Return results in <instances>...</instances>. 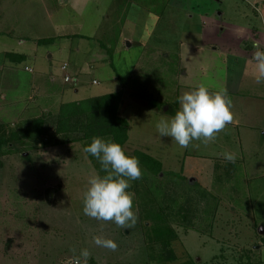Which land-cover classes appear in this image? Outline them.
I'll list each match as a JSON object with an SVG mask.
<instances>
[{"label": "rangeland", "instance_id": "rangeland-1", "mask_svg": "<svg viewBox=\"0 0 264 264\" xmlns=\"http://www.w3.org/2000/svg\"><path fill=\"white\" fill-rule=\"evenodd\" d=\"M248 1L88 0L81 15L64 4L68 17L62 16V5L49 1L46 18L43 0H0V105L11 109L0 110V134L14 137L40 115L57 114L64 103L121 92L120 112L130 123L125 154L145 151L163 164V173L183 176L158 178L167 196L178 197V205L192 195L190 206L185 205L192 213L169 216L163 230L153 229L163 234L170 225L177 233L178 240L166 247L149 241L150 229L143 227L151 224L145 219L151 210L166 203L162 197L148 198L149 185L139 180L135 190H127L136 215L131 229L89 218L82 211L83 194L91 176L104 175L101 167L93 164L82 144L54 146L55 135L32 136L25 128L13 144L2 146L0 155V264H72L81 249L89 252L87 262L93 258L97 264H264V100L254 98L264 95V87L255 74L248 68L251 72L242 78L243 92L253 97L229 99L233 120L214 140H194L181 148L155 129L162 116L171 117L179 109L174 104L176 90L164 89L163 81L179 82L180 95L189 83L206 85L210 92L225 90L227 49L221 47L222 37L214 35V45L205 42L206 49L192 48L187 42L192 38L188 14L208 13L213 27L237 22L239 7L253 11L251 5L258 1L264 19V0ZM148 12L147 27L134 33ZM251 17L264 33L261 19ZM13 29L15 36L9 38ZM67 33L72 36L63 37ZM133 33L137 43L131 49L128 39ZM149 34L153 38L148 43L161 44L162 52L141 47ZM48 36L49 43L41 46L29 41L19 47L16 40ZM255 37L242 39L239 49L257 50ZM2 44L18 48L27 59L10 70L4 65ZM214 48L221 50L215 53ZM240 78L241 72L240 77L230 72L232 88ZM163 102L170 106L168 111ZM224 153L234 160L226 161ZM191 179L197 187L190 189ZM212 197L216 210L211 216L205 202ZM163 210L172 213L168 207ZM93 236L114 241L116 249L96 246ZM169 251L176 256L166 261Z\"/></svg>", "mask_w": 264, "mask_h": 264}, {"label": "clouds", "instance_id": "clouds-1", "mask_svg": "<svg viewBox=\"0 0 264 264\" xmlns=\"http://www.w3.org/2000/svg\"><path fill=\"white\" fill-rule=\"evenodd\" d=\"M253 47H257L255 44ZM255 79L264 81V50L254 52ZM224 89L210 92L204 85L177 97L179 109L171 117L161 119L155 124L156 132L161 137H170L181 148H186L191 141L200 140L208 143L215 139V134L233 120L230 111L231 101ZM83 151L95 157L104 175H93L88 180V187L83 194V214L97 221H111L117 227L131 228L136 223L132 195L127 191L130 181L138 180L142 175L139 161L126 155L122 146L101 137H92ZM226 161H233L234 156L224 153ZM93 243L102 248L115 250L117 245L110 239L93 236ZM89 252L81 249L79 256L72 257V264H86Z\"/></svg>", "mask_w": 264, "mask_h": 264}, {"label": "trees", "instance_id": "trees-1", "mask_svg": "<svg viewBox=\"0 0 264 264\" xmlns=\"http://www.w3.org/2000/svg\"><path fill=\"white\" fill-rule=\"evenodd\" d=\"M42 42H46V39H43L41 43ZM18 58V61H22L26 58V56L23 54H18ZM121 96L122 93L117 92L103 96L92 97L90 99L80 100L77 102L64 103L60 107V110L57 114H42L40 115V117L33 119L30 122V125L25 128H28V130L33 131L32 136L35 135L41 137L45 135L49 136V134L55 135V141L52 143L54 146L80 143L83 145V147H85L91 142L92 137H101L105 140H111L112 142L120 144L124 150V146L129 138V122L125 117L121 115L120 112L122 103ZM133 96L137 95L133 94ZM3 127L4 126H0V128ZM23 129L17 132L18 135L13 134L14 137L10 136L9 139L7 138L6 134H0V155L2 154V146L4 144L9 145L13 142L14 138L21 136ZM88 155L90 156L95 166H100V164H98L99 162L96 163L97 159L95 157L91 156L90 154ZM127 155L133 156L139 161L142 170V175L138 180L142 184L145 183L149 185V190L147 189L148 198L150 196V198H153L154 201H157L159 198L162 197L164 199L163 202L166 203L165 206L159 204L158 207H154L151 210V219L145 217L148 222L150 221V226L147 224H143L144 228H146L147 230L150 229L151 236H149V241H151L152 243L160 242L161 245L166 247L170 245L173 241L178 240L179 237L177 233H173L174 231L172 230L170 225H166L165 230L167 231L163 234H161V232H156L155 234L153 233V229L163 230L165 220L169 216L179 214L185 217L190 214V212L192 213V211H188V207L185 208V205L190 206V200L192 199V195L188 193L185 205H178V197L167 196L166 192L163 190L164 187L162 186L163 183L161 182V179H158L160 173H163V166L159 160L154 158L149 153L141 150H134L132 153ZM1 166L2 165L0 163V167ZM102 173L105 174L104 172ZM163 174L174 179L180 177L183 178V176L176 175L173 172L167 171ZM136 181L137 180L129 182L130 187L127 189L128 191L135 190V186L137 185ZM175 184L177 185L176 182ZM192 186L197 187L195 184H191L189 185L190 189L193 188ZM198 192L202 197L205 196V193L203 191L199 190ZM213 200L214 199L212 197V200H209L208 198V200L205 202V204H207V211H205L207 214H214L216 210V205H212ZM165 207L171 209L172 213L166 214L163 210ZM177 209L179 210L178 213ZM184 210H187V213L184 214V212H182ZM160 214L162 216H160ZM143 221L144 220H142L141 222ZM175 256L176 255L174 251H169L165 260L170 261ZM160 257L161 254L159 255V258ZM246 263L249 264L251 263V261L249 263ZM86 264H97V262L95 259L90 258L89 262H87Z\"/></svg>", "mask_w": 264, "mask_h": 264}, {"label": "crops", "instance_id": "crops-1", "mask_svg": "<svg viewBox=\"0 0 264 264\" xmlns=\"http://www.w3.org/2000/svg\"><path fill=\"white\" fill-rule=\"evenodd\" d=\"M49 1L54 6H56L57 4L62 5V9L64 10L62 12V16L68 17L66 14V8L64 7L65 6L64 4L69 5V7L71 8L74 15H81L83 12V6L82 5H84L85 1L87 2L88 0H75V5L73 3L71 5L72 0H43V2H42L43 9L44 8L48 9V12L44 11L46 18H48V16H50L49 15ZM257 2L258 1H255V4L254 5L252 4L253 6L251 5V7L254 9L253 11L250 8L248 9V8L239 7L241 12L235 18V19H237V22H231L230 21L228 23H222L221 25L215 24V25H213V27L211 26L212 16L209 15L208 13H206V12L200 13V12L195 11V12H191V14H188V17L190 16L189 18H191V20H192V22L188 23V26L190 27V30L188 31V33L192 34V38H191V40H189L187 42L189 43V45L192 46V48L206 49L205 42L210 43L212 46L214 45V43L212 42V37L214 35L218 34L222 37L221 47L227 49V50H225V51H227L226 55H225L226 62H227V81L225 83V91L227 93L231 94L229 96V98L226 97L228 100L232 97L235 98V96H237L239 98L240 95L245 96V98L253 97V96L248 95V94L243 92L242 78L244 76L247 77V74L250 73L251 71L255 74V62L252 60V57L254 55V52L257 51L258 49L264 50V38H262V35L264 37V33H261L259 31L260 28L258 26V23H255L253 18L251 17L254 14L255 18H257V19L260 18L262 21L263 27H264V19L262 18V12L260 11V8H258ZM219 16H221V14ZM51 18H52V16H51ZM149 18H150V13L148 12V15L145 16L141 25L137 26V30H135L134 33H142L144 31V29L147 27V21L149 20ZM65 20L67 22L70 21L68 19H65ZM159 21H160V19H156L155 27L158 26ZM216 30L218 32H216ZM150 32H151V30H150ZM8 33H9L8 35L10 36V37L8 36L9 38H14L13 35L15 36L16 30L15 29L10 30V31H8ZM134 33L131 36H129V39H128V41H129L128 44H130L129 48H131V49H133L135 47V46L133 47V45L137 43V36H135ZM256 34H258V37L257 36L255 37ZM71 36H72V34H69V33L63 35V37H66V38H70ZM224 36L226 37V39L224 38ZM253 36L255 37L254 38L255 40H253V41H255V45L257 46V47H255V49H257V50H255L252 53L251 52L248 53L245 50H240L239 49V47L241 46L240 41L242 39H245L248 42V41H250V38H253ZM160 37H163V39H164L165 35L162 34V35H160ZM42 38H44V39L47 38L46 41H48L47 43H49V36L48 37H33V38L32 37L31 38L26 37L24 39L16 38V40L18 42L19 47L21 45L26 44L29 41L34 42L35 44L38 43L37 45L41 46V45H43V42L42 43L39 41L37 42V40L42 39ZM151 38H153L152 34L151 35L149 34V36H147V38L145 39V44L142 45L141 47L152 48V49L157 48L158 53L162 52V50H160L161 44L159 46H157V45H151L150 43H148ZM52 40L53 39H51V41ZM2 50L5 54L4 65L8 66V68L10 70L15 63H21L24 61V60L18 61L19 60L18 53H23L18 48L11 49L9 46H7V44H4V45L2 44ZM219 50H221V49L214 48L215 53H219L220 52ZM241 52H243V53H241ZM23 55H25V54H23ZM251 63H252V65H251ZM238 65H241V68H239ZM248 68H250V70H251L250 72L247 70ZM230 72H233V74L236 75L237 77H240V72H241V78L233 84V88L231 87L230 83L228 82V77L230 76ZM172 80H173V83L163 81V87H164V89H171L173 91L176 90L177 96H180L179 89H178L179 82H177L175 79H172ZM259 85H262L264 87V81L260 82ZM197 86H199V85L195 84V86H194V84L189 83V84H185V86H183V88H187L186 91H191L194 89L192 87H197ZM5 89L7 90V87H5ZM78 91H79L78 89H75V91H74L75 94H77ZM129 96L131 97L130 93H129ZM133 97H138V96H133ZM254 98L264 100V95L259 96L256 94V96ZM122 101H123V97H122ZM174 101H175V103L173 102L174 104L179 105L176 96L174 98ZM163 105L168 106L165 108L166 111H168L170 109V106L168 105V103L163 102L162 106ZM122 108H123V105L121 103V110H122ZM0 110H3L4 112H6V111H9L11 109L8 110V109L4 108L2 105H0ZM129 128H130V123H129ZM128 136H129V131H128ZM162 166H163V164H162ZM160 175H163V173H160ZM191 180H192L191 182L189 181L190 184H192V182H193V179H191ZM258 249L259 248H256V250H258Z\"/></svg>", "mask_w": 264, "mask_h": 264}, {"label": "water", "instance_id": "water-1", "mask_svg": "<svg viewBox=\"0 0 264 264\" xmlns=\"http://www.w3.org/2000/svg\"><path fill=\"white\" fill-rule=\"evenodd\" d=\"M192 180H190V182H191ZM52 197H53V190L52 191H50V194H49V198H50V200H52ZM261 233H264V229L262 228L261 229Z\"/></svg>", "mask_w": 264, "mask_h": 264}, {"label": "built area", "instance_id": "built-area-1", "mask_svg": "<svg viewBox=\"0 0 264 264\" xmlns=\"http://www.w3.org/2000/svg\"><path fill=\"white\" fill-rule=\"evenodd\" d=\"M62 68H63L64 70H66V66H63ZM69 79H70V78H69L68 76L65 77V80H66V81L69 80Z\"/></svg>", "mask_w": 264, "mask_h": 264}]
</instances>
